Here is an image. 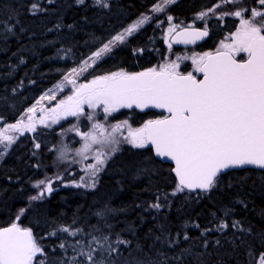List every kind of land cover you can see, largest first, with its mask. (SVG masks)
<instances>
[{
    "label": "trees",
    "instance_id": "1",
    "mask_svg": "<svg viewBox=\"0 0 264 264\" xmlns=\"http://www.w3.org/2000/svg\"><path fill=\"white\" fill-rule=\"evenodd\" d=\"M159 1L110 0L109 8H101L95 6L93 0H86L84 5L76 0H52L51 3L47 0H0V22L8 21L13 13L16 17L13 32L5 34L0 30L1 120L16 122L43 91ZM218 1L177 0L166 9V18L170 16L201 27L196 23V16ZM33 3L43 11L32 15L29 8ZM227 27L216 25L213 31V25L209 38L197 50L213 51ZM161 37L153 23L142 27L106 59L94 65L90 74L121 68L140 72L152 67L160 58L156 53L163 45ZM187 72L185 67L183 73ZM121 115L141 125L143 121L165 114L152 109L143 112L131 109L122 111ZM71 122L67 120L59 128ZM57 130L54 127L44 135L21 138L0 161V228L12 222L30 228L47 254L46 264H59L61 260L68 264V259L75 255L69 248L65 256L58 247L61 242L68 244L75 243L76 239H90L89 236L69 237L59 231L74 222L85 233L100 235L94 227L102 228L113 238L119 236L130 241L129 246L121 247L120 255L111 258L116 264H131L134 259L146 258L157 264L165 258L167 264H260L264 256V239H261L264 237V171L251 168L228 171L210 192H176L178 183L170 164L155 159L148 147L122 145L102 166L94 189L76 187L82 182V175L77 167L65 163V171L59 176L62 181L53 180L57 175L46 178L52 181L54 191L45 193L40 200H31L38 195L37 182L46 180L43 172L46 166H51L54 156L48 149L57 145ZM63 133L69 148L74 150L80 143L76 135H67L65 130ZM37 143H42L40 151L34 149ZM48 170L52 172L51 167ZM165 201L167 207L159 210L150 207ZM105 208L111 212L102 223L97 213ZM226 212L228 216L224 215ZM237 220L244 228H251L252 234L233 229L231 225ZM220 221L229 224L225 231L202 234ZM53 232L56 235H52ZM184 235L189 239L184 240ZM165 236L177 243L170 247ZM235 237L244 239L245 243L241 245L239 239L230 243ZM185 249L188 253L181 255ZM176 256L181 259H173ZM78 259L83 264V257Z\"/></svg>",
    "mask_w": 264,
    "mask_h": 264
},
{
    "label": "snow or ice",
    "instance_id": "2",
    "mask_svg": "<svg viewBox=\"0 0 264 264\" xmlns=\"http://www.w3.org/2000/svg\"><path fill=\"white\" fill-rule=\"evenodd\" d=\"M51 3L52 0H47ZM78 4L84 5L86 0H76ZM166 5H170L174 0H165ZM224 3H238L239 0H223ZM264 6V0H258ZM93 4L101 8H109L110 0H93ZM220 7V5H217ZM29 11L32 15L43 11L38 4L33 3ZM154 12H163L164 8L159 5L154 6ZM248 9L238 10L224 15H234L241 18V28L232 33V42L225 44L221 42L224 51H217L213 56L205 53L195 61L196 71L203 74V78L197 80L189 72L187 75L177 71L178 64L162 66L160 71L148 69L144 72H113L100 75L89 81L76 86L75 79L64 77L63 84H57L56 88L71 84L73 86L72 95L61 100L56 108L51 109L53 115L41 118L40 123L47 125L48 120L57 123L59 119L66 116H79L84 114V106L96 109L102 106L105 114H111L120 108H132L134 105L139 108L150 106L166 109L169 116L159 120H148L143 127L130 134L129 138H124L133 147L143 149L148 145L154 146L155 154L159 157L171 158L175 161L173 171L178 177L176 192L188 190H201L210 192L221 183V175L224 170L239 168L244 166H256L264 169V12L251 10V19H244V12ZM215 14V9L208 12L199 13L197 19L203 20L208 13ZM260 17L259 21L256 18ZM14 13L9 15L8 21L0 22L5 34L11 33L16 28ZM151 17H141L136 24L129 26L124 32L117 34L108 43L93 52L88 59H101L103 54L112 52L110 45L113 42L123 43L125 39L133 34L140 25L147 23ZM170 21L173 18L167 17ZM162 23V22H161ZM259 24V26H257ZM70 27V26H69ZM175 30V26L168 29L169 33ZM184 35L192 36V40L181 42H195L208 35V31L196 30L187 32ZM246 53L247 59L237 61L235 55ZM179 59V57L177 58ZM87 64V60L83 62ZM84 68L82 66L81 71ZM72 73L77 69H72ZM35 108H29L32 113ZM89 120L93 119L88 115ZM2 119V118H0ZM126 123V122H125ZM95 128H102L100 124ZM121 125L112 126V133L119 131ZM8 129L17 132H36V126L31 117L28 123L18 121L15 124H8ZM85 140L99 142L97 136L92 133L81 134ZM6 142V143H5ZM14 142L12 136L0 133V144L4 145V151H0L2 157ZM107 143L111 145L109 152L96 153V164L88 166L89 181L77 183L76 187L95 188L98 173L102 170L111 156L119 151L120 141L113 135L107 138ZM36 148L40 145L37 143ZM89 144H85L87 150ZM63 154V153H62ZM62 181V177H58ZM36 187L40 189L37 196L31 200H40L45 193L51 194L54 189L51 180H39ZM175 195V192L173 193ZM159 199V198H158ZM168 203L159 202L150 205L151 208L159 210L167 207ZM111 212L105 208L98 212L97 216L103 218ZM228 216L229 213H224ZM199 227V225H194ZM106 227V225H105ZM229 227L227 221H220L213 228H207L202 234L211 231L223 232ZM231 227L242 233L252 234L251 228H244L240 221H233ZM60 232L69 237L89 236L87 241L76 239L75 243L61 242L58 247L67 255L69 248L75 253L68 259V264H81L78 258L83 257V264H116L111 259L120 255L122 246H129L130 241L115 238L110 234H105L102 228L94 227L95 232L100 235L85 233L84 229L75 226L62 227ZM56 235L55 232L51 233ZM179 236V234H177ZM159 239V238H158ZM184 240L189 239L187 235ZM235 239L244 244V239L235 237L230 243H235ZM264 239V237H261ZM169 246H174L177 241L164 237ZM220 241L217 240L216 244ZM207 241H205V247ZM87 249V250H85ZM188 250H182V254H187ZM162 255V254H161ZM40 256V259L37 257ZM179 261L181 256L173 257ZM47 254L37 243L30 228H20L13 224L9 228L0 229V264H46ZM59 264H65L63 260ZM131 264H157L151 258L134 259ZM167 264V259L159 262ZM260 264H264V256L261 257Z\"/></svg>",
    "mask_w": 264,
    "mask_h": 264
},
{
    "label": "rangeland",
    "instance_id": "3",
    "mask_svg": "<svg viewBox=\"0 0 264 264\" xmlns=\"http://www.w3.org/2000/svg\"><path fill=\"white\" fill-rule=\"evenodd\" d=\"M177 0H174V2ZM241 1V0H240ZM242 2V1H241ZM248 2V1H247ZM173 4V3H171ZM170 4V5H171ZM159 5L161 8H164L163 12H154L153 8L154 6ZM170 5H166L165 0H160L158 3H156L154 6L150 7L147 11L143 12L141 15H139L137 18L130 21L127 26L122 28L121 30L117 31L114 36H116L119 33L124 32L126 28L129 26H132L136 24L137 21L141 19V17H151V19L142 25L133 32V34L125 39L123 43L113 42L110 47H112V52L117 49L120 45L124 44L128 41L130 37L135 35L139 29L142 27H145L149 25L150 23H153L158 29L159 33L161 34V39L163 40V45L160 49V51H154L160 58L158 62L153 65L152 67L145 68L141 70L140 72L147 71L148 69H155L156 71H160L162 66L165 65H171L173 62L178 64L177 71L179 73H183V69L186 67L189 72H191L194 76H199V72L196 71L197 64L195 63L196 60H198L200 57L204 56L205 53H209L211 50H205V51H198L197 47L194 48H186V49H180L176 50L177 48L173 47L172 44H170V37L174 34V31L169 33L168 29L172 26H175V30L179 28H183L185 26H195V24H190L191 22H185L183 20H168L166 18L167 16V8ZM217 5H220V7H217ZM239 2L238 3H224L223 0H219L216 5L212 6L209 9H215V14L209 12L208 15L204 17L203 20L197 19L198 15L196 16L195 20L196 23L201 24V28L208 29L210 33H212V26L214 25L213 31L216 30V25H222L223 27L228 26L223 30V34L220 35V38L217 40L216 47L213 51L218 50H224L222 47L221 42H224L225 44L232 42V33H235L237 30L241 28V25L239 24L238 19L234 15H224V13H233L237 11V7L239 8ZM257 6L258 10L261 12H264V6H261L258 2V0H252L251 6L254 7ZM217 7V8H216ZM208 9V10H209ZM205 11V12H208ZM220 17V19H219ZM257 21L260 20V17H257ZM226 20V23L223 22V20ZM218 21L220 24H218ZM162 22V23H161ZM189 23V24H187ZM198 26V25H197ZM195 26V27H197ZM211 26V27H210ZM259 26V24L257 25ZM114 36L110 37L105 43H108L109 40H111ZM214 40V37L212 41ZM99 50V49H98ZM97 50V51H98ZM143 50V49H141ZM152 51L151 50H148ZM95 52V51H94ZM112 52L103 54L101 59L96 60L95 63H93V59H88L87 64L84 65L83 60L82 63L76 65L73 67V69H77V72L72 73L69 72L66 75L62 76L60 80L56 81L53 85L49 86L48 89L43 91L38 99L30 106H28L27 110H25L16 120V122L8 123L3 122V120L0 119V133H3L4 135L12 136L14 138V142L11 144L9 148L5 151L4 155L0 157V161L3 160L8 152L11 150V148L17 144L18 141L21 140V138H25L28 135L30 137L35 136V134H45L46 132H51L54 127H57V137L55 138L57 145L53 146L52 149H48L49 152H54V156L51 158V167L52 172L49 173V170L46 166V170L43 172V178L46 179L48 177H53L57 175V178L53 180H58V177L61 173L65 171V163H69V166H75L79 170V174L83 177V182H86L89 180V169L88 166L91 164H96V153L98 151L100 152H109V148L111 145L107 143V138L111 136H115L119 141V149L122 145H129L131 147L132 144L128 143L124 138L130 139V134L135 133V131L141 127H143L144 123L147 121H143L141 125H135L132 120L129 118H125L124 115H121L122 111L125 110H131L136 109L138 111L143 112L144 110L151 109L152 106L148 108H139L135 105L132 108H120L118 111L112 112L111 114H105L102 111V106L98 107L96 109L89 108L87 105L84 106V114L79 116H66L61 119L57 123H52L51 119L48 120L47 125L41 124L40 119L41 118H47L50 115H53L51 113V109H54L57 107V105L60 103L61 100L66 99L67 96L72 95L73 92V86L71 84L63 85L61 88H56L55 86L57 84H63L64 77L68 76L69 79H75L76 80V86H79L81 83H88L92 79H94L97 76L100 75H106L113 72H127V73H134L131 71H128L126 69H118L116 71L112 72H106V73H100L96 75H91V70L94 67V65L100 63L104 59H106L107 56H109ZM236 57L244 58L247 56L246 53H239L235 55ZM179 57V59H177ZM84 68L83 71H81V68ZM187 72V73H189ZM29 108H35V111L32 113L28 112ZM88 115H92L93 119L89 120L87 117ZM31 117L35 126H36V132L31 131H25L23 133L17 132L14 129H8V124H15L18 121H23L25 124L28 123V118ZM161 117H157V119H160ZM72 120L71 123L65 124L62 126V128H59L61 124L67 120ZM126 122V123H125ZM100 124L103 127L102 128H95L94 125ZM120 124L121 127L118 132L112 133V126ZM72 126V127H71ZM66 131V134H75L76 139L80 142L79 145L73 150L71 147L69 148V142L67 140V136L65 137L63 131ZM82 133H92L97 136V139L99 142H92L90 139L85 140V138L81 135ZM63 134V135H62ZM33 139V138H32ZM62 140V141H60ZM6 143V142H5ZM85 144H89L90 147L85 150L84 146ZM40 147L36 148L34 147L35 151H40L42 148V143H39ZM0 151H4V145L0 144ZM63 153V154H62ZM59 174V175H58ZM99 175L97 176V182L99 180ZM81 182V181H80ZM40 189H38V192Z\"/></svg>",
    "mask_w": 264,
    "mask_h": 264
},
{
    "label": "water",
    "instance_id": "4",
    "mask_svg": "<svg viewBox=\"0 0 264 264\" xmlns=\"http://www.w3.org/2000/svg\"><path fill=\"white\" fill-rule=\"evenodd\" d=\"M185 30H187V32L191 33V32H195L196 30H204V29H203V28H200V27H198V26H197V27L185 26L184 28L177 29V30L174 31V34L170 37V44H172L173 46H175V47H177V48H183V49H186V48H193V47H197L198 45H200V44H202L203 42H205V41L207 40L208 36H209V33H208L207 36H205V37H203V38H201V39H195V42H194V43H192V42L184 43V42H181V41L186 40V39H187V40H192V39H194V37H192V36H186V35H184ZM221 51H224V50H221ZM209 53L212 54L213 56H215V55L217 54V51H213V52H209ZM235 59H236L237 61H241V62L243 61V60H239V59H237L236 57H235ZM246 59H247V58H245L244 60H246ZM180 74H181V73H180ZM187 74H188V73H187ZM187 74H183V75H187ZM202 78H203V74H202V73H200L199 78L196 77L197 80H200V79H202ZM152 109H153V110L155 109V110H157V111L163 112V113L167 114L166 116H169V113L167 112L166 109L156 108V107H152ZM162 119H163V118H162ZM155 120H159V119H155ZM147 147L150 148V149H152L153 156H154L155 159L161 161V162L164 163V164H170V165H171V171H172L173 176H174V178H175V180H176V183H178V177H177L176 173L173 171V169L175 168V161L171 160V158H167V157H159V156H157V155L155 154L154 146H152V145H148ZM249 168H251V169H256V170H259V171H261V170L264 171V169H260V168H258V167H256V166L248 165V166H244V167L230 168V169L224 170V172H223L222 175L226 174V172H228V171H233V170L238 171V170H240V169H249ZM222 175H221V176H222ZM185 190H186V191H190V192H192V191L203 192V191H201V190H188V189H185ZM13 224H16L18 227L24 229L23 226L19 225L18 223H15V222L10 223L8 226H5V227H3V228H9V227H11ZM3 228H0V229H3ZM33 236H34V234H33Z\"/></svg>",
    "mask_w": 264,
    "mask_h": 264
},
{
    "label": "flooded vegetation",
    "instance_id": "5",
    "mask_svg": "<svg viewBox=\"0 0 264 264\" xmlns=\"http://www.w3.org/2000/svg\"><path fill=\"white\" fill-rule=\"evenodd\" d=\"M242 1V2H241ZM239 0V8L237 7V9L238 10H243V9H248L249 11L248 12H244V15H243V18L244 19H251L252 18V15H251V10L252 9H255V10H257V11H259L258 10V8H257V6H255L254 5V7L253 6H251V4H252V0ZM248 1V2H247ZM237 10V11H238ZM237 19H238V21H239V24L241 25V18L240 17H236ZM257 19L258 18H256V21H257ZM223 22L224 23H226V20L224 19L223 20ZM207 31L210 33V31H209V28L207 29ZM247 56H245L244 58H246ZM244 58H240L241 60H244Z\"/></svg>",
    "mask_w": 264,
    "mask_h": 264
}]
</instances>
